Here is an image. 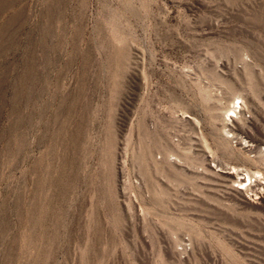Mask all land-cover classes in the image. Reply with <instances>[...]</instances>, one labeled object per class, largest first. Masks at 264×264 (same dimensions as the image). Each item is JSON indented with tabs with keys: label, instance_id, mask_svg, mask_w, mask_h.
Masks as SVG:
<instances>
[{
	"label": "rangeland",
	"instance_id": "1",
	"mask_svg": "<svg viewBox=\"0 0 264 264\" xmlns=\"http://www.w3.org/2000/svg\"><path fill=\"white\" fill-rule=\"evenodd\" d=\"M0 264H264V0H0Z\"/></svg>",
	"mask_w": 264,
	"mask_h": 264
},
{
	"label": "bare ground",
	"instance_id": "2",
	"mask_svg": "<svg viewBox=\"0 0 264 264\" xmlns=\"http://www.w3.org/2000/svg\"><path fill=\"white\" fill-rule=\"evenodd\" d=\"M240 108V107H239ZM233 112V111H232ZM233 117V114H230V115H227V119L229 120V121H231V118ZM234 118V117H233ZM232 122V121H231ZM241 128H239V130H240ZM252 146V145H251ZM248 178V177H247ZM241 180H243V182H241V181H239V183H238V185L239 186H241L243 183H244V178L243 179H241ZM241 190H243V188H241V187H238L237 188V191H241Z\"/></svg>",
	"mask_w": 264,
	"mask_h": 264
}]
</instances>
